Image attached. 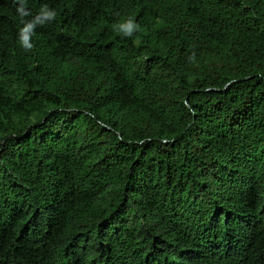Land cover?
<instances>
[{"label":"trees","instance_id":"trees-1","mask_svg":"<svg viewBox=\"0 0 264 264\" xmlns=\"http://www.w3.org/2000/svg\"><path fill=\"white\" fill-rule=\"evenodd\" d=\"M19 6L0 0V264H264V0Z\"/></svg>","mask_w":264,"mask_h":264},{"label":"clouds","instance_id":"clouds-1","mask_svg":"<svg viewBox=\"0 0 264 264\" xmlns=\"http://www.w3.org/2000/svg\"><path fill=\"white\" fill-rule=\"evenodd\" d=\"M20 6L17 8V12L21 15L25 13V7H24V0H19ZM44 15H46L48 20H54L56 17V13L54 10L46 9L43 11ZM38 20H32V21H26L24 23V27L21 29V44L22 46L30 49L31 44L26 43L23 39L24 34L31 33L35 31V28L39 25ZM113 31L121 36V38H132L134 36V33L141 30L140 25L135 22L134 18H128L126 20H123L122 22L118 24H114L112 26Z\"/></svg>","mask_w":264,"mask_h":264}]
</instances>
